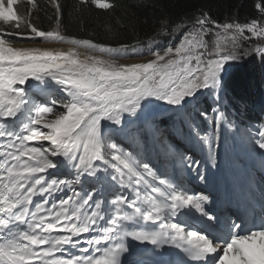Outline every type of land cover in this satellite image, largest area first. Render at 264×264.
I'll use <instances>...</instances> for the list:
<instances>
[{
  "label": "snow or ice",
  "instance_id": "1",
  "mask_svg": "<svg viewBox=\"0 0 264 264\" xmlns=\"http://www.w3.org/2000/svg\"><path fill=\"white\" fill-rule=\"evenodd\" d=\"M16 3L0 0V22L17 30L0 28V264H123L126 238L153 246L163 257L158 264H264V204L259 216L254 209L220 213L139 145L117 139L124 114L147 109L164 126L178 120L187 145L177 161L206 181L195 154L206 147L215 164L220 128L236 130L218 107L220 93L240 41H264V0L254 5L260 16L243 23H219L204 11L178 23L165 18L157 35H180L179 42L154 51L150 37L151 59L131 63L120 60L142 55L139 41L111 46L63 35L58 0H50L54 27L41 30ZM27 3L30 17L37 3ZM80 5L111 10L115 2ZM13 34L68 47L16 46L6 38ZM251 51L264 59V43ZM205 95L217 105L212 134L204 130ZM258 135L264 150V129Z\"/></svg>",
  "mask_w": 264,
  "mask_h": 264
},
{
  "label": "trees",
  "instance_id": "2",
  "mask_svg": "<svg viewBox=\"0 0 264 264\" xmlns=\"http://www.w3.org/2000/svg\"><path fill=\"white\" fill-rule=\"evenodd\" d=\"M61 5L60 31L68 37L77 39H91L96 43L116 46L120 43L135 44L155 37L156 41L166 43L180 37L157 35L160 22L167 18L172 23H178L181 18H191L193 14L198 15L201 11L207 12L212 19L219 23L225 21H236L243 23L252 18H258L260 13L255 9L256 0H114L115 7L111 10L96 9L91 5H80L77 9L78 0H58ZM37 8L31 10L30 17L28 10L31 5L24 3L18 5V14L30 18L31 22L41 30H49L55 24V8L50 0H36ZM51 17V19H50ZM16 40H24L16 38ZM245 51H240L241 54ZM229 63L226 89L220 94L224 98L223 112L225 115L233 113L240 105L256 104L262 101L264 93L257 92L264 83V60L255 54L244 57ZM202 107L207 109L208 118L213 117V98L201 97ZM138 117L124 114V134L119 137H134L140 140L143 137L152 139L158 134L162 126L157 116L149 124L137 125ZM202 121L203 118L197 117ZM175 123V127H173ZM118 127V126H116ZM171 131L181 133L179 121H169ZM138 129L143 135L138 134ZM204 126V130L208 132ZM128 135V136H127ZM187 141V140H186Z\"/></svg>",
  "mask_w": 264,
  "mask_h": 264
},
{
  "label": "rangeland",
  "instance_id": "3",
  "mask_svg": "<svg viewBox=\"0 0 264 264\" xmlns=\"http://www.w3.org/2000/svg\"><path fill=\"white\" fill-rule=\"evenodd\" d=\"M245 36H250V34L249 33H247V32H245ZM180 39V38H179ZM179 39L178 40H176L174 43H178L179 42ZM206 39H208L209 41H211V39H212V37H206ZM173 43V44H174ZM258 43H264V41H257V40H255V39H252V40H241L240 41V47H239V49H238V52H240V51H245V52H243V53H241V54H239L241 57H244V56H246V55H249V54H255L256 56H258L259 58H261V55L260 54H257V53H255V52H253V51H251V49L256 45V44H258ZM169 46V45H168ZM167 47V46H166ZM82 49V48H81ZM83 51H86L85 49H82ZM154 51H161V49L160 50H154ZM143 55V56H142ZM141 56H137V55H133V56H127V57H124V58H132V57H138V58H143L144 57V59L143 60H141V61H144V60H147V59H151V57L148 55V53H144V54H142ZM146 56V57H145ZM264 60V59H263ZM141 61H139V62H141ZM232 62H234V61H232ZM157 102V101H156ZM159 105H162L163 104V102H157ZM173 134L172 133H167L166 135H165V137H164V139H167V140H170V139H173V136H172ZM161 144H162V146H164L165 148H167V144H164V142H161ZM148 147H151V155H150V158L152 159V161L154 162V163H156V164H158V165H160L162 168H164L163 167V165H164V163L167 161V159L170 157V161L172 162V166H174L175 165V160H174V158H173V155L168 151V150H163V149H155V148H153V146H151V144H149L148 145ZM165 169V168H164ZM248 173L245 171L244 172V175H247ZM183 177H185V175H181L180 177H178L177 179L179 180V181H182L184 184H185V186L187 187V186H193L195 189H197V192H190V190H189V192H190V194H204V195H208V194H210V193H208V190L206 189V190H201V189H198V188H196L195 187V185L192 183V182H190L189 181V179H186V180H184L183 179ZM195 180H199L198 179V177L195 179ZM184 181H188V182H184Z\"/></svg>",
  "mask_w": 264,
  "mask_h": 264
},
{
  "label": "bare ground",
  "instance_id": "4",
  "mask_svg": "<svg viewBox=\"0 0 264 264\" xmlns=\"http://www.w3.org/2000/svg\"><path fill=\"white\" fill-rule=\"evenodd\" d=\"M15 44L16 46H35V47L63 48V49H66L68 47V45L66 44L56 43V42H35V43L20 42V43H15ZM80 51L81 53L85 52L82 49H80ZM143 59L144 57L143 58H128V59L124 58V59H121L120 62H124V63L139 62ZM83 246H86V245H83Z\"/></svg>",
  "mask_w": 264,
  "mask_h": 264
}]
</instances>
